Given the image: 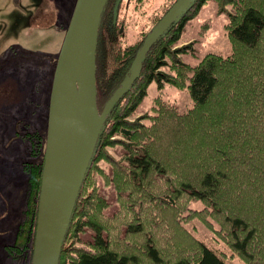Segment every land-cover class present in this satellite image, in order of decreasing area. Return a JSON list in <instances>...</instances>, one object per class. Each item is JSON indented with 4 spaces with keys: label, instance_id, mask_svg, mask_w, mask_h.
I'll use <instances>...</instances> for the list:
<instances>
[{
    "label": "trees",
    "instance_id": "1",
    "mask_svg": "<svg viewBox=\"0 0 264 264\" xmlns=\"http://www.w3.org/2000/svg\"><path fill=\"white\" fill-rule=\"evenodd\" d=\"M203 1L193 0L191 10ZM214 1L228 11L230 52L208 51L195 64L181 60L178 53L191 45L171 50L170 44L184 20L158 37L137 78L104 118L58 264H264V0ZM118 29L99 24V110L130 74L139 47L119 45ZM164 65L166 72L160 70ZM151 81L158 88L163 83L186 88L191 104L180 110L158 92L147 112L132 117ZM31 134V159L22 163L25 209L14 243L7 245L12 259L26 263L45 147L38 131ZM108 188L114 192L111 211ZM191 199L203 206L189 208ZM173 211V221L181 212L204 220L213 216L214 233L227 250L183 231L179 236L186 235V242L173 249L174 233L168 232ZM163 237L172 245L164 247Z\"/></svg>",
    "mask_w": 264,
    "mask_h": 264
},
{
    "label": "rangeland",
    "instance_id": "2",
    "mask_svg": "<svg viewBox=\"0 0 264 264\" xmlns=\"http://www.w3.org/2000/svg\"><path fill=\"white\" fill-rule=\"evenodd\" d=\"M173 1L121 0L117 28L123 25V31L119 45L135 46ZM74 3L75 0H0V264H28L31 260L29 256L27 263L12 259L7 245L14 243L25 209L26 173L22 163L31 159V133L38 131L45 144L52 75ZM227 19V10H219L214 0H204L186 15L170 49L191 45L190 50L178 53L181 60L191 64L208 51L229 53L231 43L224 27ZM167 68L164 65L160 70L166 72ZM158 92L180 110L191 104L186 88L169 83L158 88L151 81L132 117L147 112ZM105 191L111 211L115 208L114 192L109 188ZM188 204L194 210L203 206L198 199H191ZM169 214L173 249L185 243L186 235L192 232L208 245L227 250L225 240L214 233L218 223L213 216L207 215L204 220L181 212L173 221L175 212ZM182 231L185 239L179 236ZM162 242L165 243L164 237ZM168 243L169 239L163 246L172 245Z\"/></svg>",
    "mask_w": 264,
    "mask_h": 264
},
{
    "label": "water",
    "instance_id": "3",
    "mask_svg": "<svg viewBox=\"0 0 264 264\" xmlns=\"http://www.w3.org/2000/svg\"><path fill=\"white\" fill-rule=\"evenodd\" d=\"M106 0H75L52 75L30 264H58L80 185L109 108L137 78L153 43L193 0H175L136 49L130 74L96 102L95 52Z\"/></svg>",
    "mask_w": 264,
    "mask_h": 264
},
{
    "label": "flooded vegetation",
    "instance_id": "4",
    "mask_svg": "<svg viewBox=\"0 0 264 264\" xmlns=\"http://www.w3.org/2000/svg\"><path fill=\"white\" fill-rule=\"evenodd\" d=\"M175 1V0H174ZM173 1V2H174ZM173 2L170 4V6L173 4ZM121 0H106L104 5H103V9L101 11V15H100V20H99V24H110L111 27H113L114 29H116L117 27V23H118V9L120 6ZM168 6V7H170ZM169 9V8H168ZM191 10V6L189 5L187 7V9H185L180 15H178L176 17V19L173 21V23H171L164 32H166V30L168 28H171L172 30L174 29L175 26H177L179 23H181V20H185L186 19V15L190 12ZM167 11V10H166ZM165 11V12H166ZM164 15V14H163ZM162 15V16H163ZM161 15L156 19V21L154 22L153 26L159 21V19L162 17ZM110 21V22H109ZM153 26L143 35L142 39L138 42L139 45H141L144 37L147 35V33L153 28ZM99 29V26H98ZM120 32L123 31V25L119 26L118 29ZM98 34V33H97ZM156 42V41H155ZM154 42V43H155ZM153 43V44H154ZM153 46V45H152ZM151 46V47H152ZM150 47V48H151ZM149 48V49H150Z\"/></svg>",
    "mask_w": 264,
    "mask_h": 264
}]
</instances>
